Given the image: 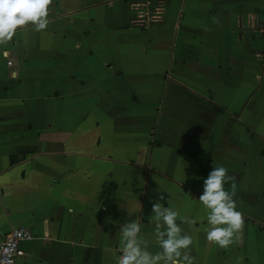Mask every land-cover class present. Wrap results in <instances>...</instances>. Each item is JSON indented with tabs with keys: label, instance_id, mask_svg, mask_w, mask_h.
Here are the masks:
<instances>
[{
	"label": "crops",
	"instance_id": "crops-1",
	"mask_svg": "<svg viewBox=\"0 0 264 264\" xmlns=\"http://www.w3.org/2000/svg\"><path fill=\"white\" fill-rule=\"evenodd\" d=\"M134 1L54 0L0 46V241L30 230L14 264H117L125 221L159 250L163 193L194 264H264V0ZM214 166L245 216L228 249L198 199Z\"/></svg>",
	"mask_w": 264,
	"mask_h": 264
},
{
	"label": "clouds",
	"instance_id": "clouds-1",
	"mask_svg": "<svg viewBox=\"0 0 264 264\" xmlns=\"http://www.w3.org/2000/svg\"><path fill=\"white\" fill-rule=\"evenodd\" d=\"M53 3L54 0H0V46L10 43L18 30L29 25L35 31L45 30L51 22L49 9ZM213 21L216 22L215 17ZM226 184H230V189L225 188ZM236 192L235 176L229 175L224 166H214L204 179L203 192L198 198L207 210L206 239L222 249L243 244L245 216L238 210ZM164 200L161 193L152 204L150 217L155 224V243L159 250L150 251L151 242L142 234L141 224L128 220L118 229L122 254L117 264H194L193 238L181 227V223L194 221L181 216L179 210L164 206L161 203ZM243 259L238 258L237 264H243Z\"/></svg>",
	"mask_w": 264,
	"mask_h": 264
},
{
	"label": "built area",
	"instance_id": "built-area-1",
	"mask_svg": "<svg viewBox=\"0 0 264 264\" xmlns=\"http://www.w3.org/2000/svg\"><path fill=\"white\" fill-rule=\"evenodd\" d=\"M157 0H138L134 1L132 5L134 7H144L152 10L154 15L151 16L152 20L158 18ZM138 14H141L138 13ZM10 64V61H7ZM33 236L30 230L25 226H17L11 228L0 241V264H14L17 257L23 255L21 251L22 242L32 239Z\"/></svg>",
	"mask_w": 264,
	"mask_h": 264
},
{
	"label": "rangeland",
	"instance_id": "rangeland-1",
	"mask_svg": "<svg viewBox=\"0 0 264 264\" xmlns=\"http://www.w3.org/2000/svg\"><path fill=\"white\" fill-rule=\"evenodd\" d=\"M134 7V6H133Z\"/></svg>",
	"mask_w": 264,
	"mask_h": 264
}]
</instances>
